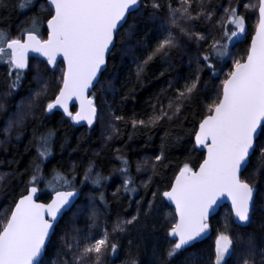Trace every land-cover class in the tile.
Masks as SVG:
<instances>
[{
	"label": "trees",
	"instance_id": "trees-1",
	"mask_svg": "<svg viewBox=\"0 0 264 264\" xmlns=\"http://www.w3.org/2000/svg\"><path fill=\"white\" fill-rule=\"evenodd\" d=\"M20 2L0 0V31L13 39L34 28V34L45 39L46 24L53 15L47 0H33L25 10L20 9ZM154 2L159 7L154 8ZM182 7L187 6L179 0H140L139 9L117 34L107 69L91 95L98 110L92 129L75 127L72 119L46 110V104L60 91L63 63L51 70L46 62L32 59L28 70L22 71L18 86L12 88L20 71H11L0 62V99L6 106L0 112V228L31 188L29 182L37 165L42 177L36 181L41 201L49 202L53 188H60L59 183H48L54 170L72 180L68 187L81 192L79 202L56 226L42 264H74L84 246L105 233L109 244L102 249L99 264H215L216 241L221 234L233 241L226 264H242L249 259V249L255 253L254 264H264V157L260 154L264 126L241 176L256 191L250 224L237 226L225 206L210 220L207 239L178 250L171 258L167 255L176 243L170 233L177 219L164 193L185 166L196 169L204 160L205 152L195 143L196 132L213 112L209 109L221 99L224 81L248 55L259 5L257 0H191L188 12L193 19H187L183 12L170 16L171 10ZM232 8L244 19L247 33L225 46V27L228 30L230 25L225 9L230 12ZM209 14L211 19L206 18ZM169 33L175 37L176 46L145 65V59ZM192 34L206 38L198 40ZM214 41L226 47V55L214 53L210 47ZM205 55L210 57L207 62ZM137 65L144 67L139 76ZM196 80V89L182 102L178 115L133 126L134 120L148 121L159 114L161 107L168 110L176 90ZM39 82L47 87L43 86L39 99L30 100ZM26 99L31 102V112L16 123L9 114ZM49 134L51 154L43 159L38 156L40 137ZM123 161H127L126 172L121 171ZM96 176L102 178L99 184L93 183ZM129 177L127 187L135 188L134 192L124 191ZM86 205H91L90 211L82 213ZM133 217V223H124ZM117 224L123 226L122 231L114 230ZM69 243L73 244L71 249ZM112 244L115 252L110 250ZM80 264H95L93 255Z\"/></svg>",
	"mask_w": 264,
	"mask_h": 264
},
{
	"label": "snow or ice",
	"instance_id": "snow-or-ice-1",
	"mask_svg": "<svg viewBox=\"0 0 264 264\" xmlns=\"http://www.w3.org/2000/svg\"><path fill=\"white\" fill-rule=\"evenodd\" d=\"M179 2L187 7L171 10L170 16H174L176 12H183L187 19H193L194 17L188 12L191 0H179ZM200 2L203 3V0ZM32 3L33 0H21L19 7L25 10ZM49 3L55 13L48 21L51 29L49 39L43 42L37 39L33 34L34 28L27 30V42L12 39L0 31V62H4L6 58L12 70H24L28 67L27 54L33 51L46 56L48 62L55 67L56 56L62 55L67 62V72L62 80V89L54 102L46 104V110L51 112L59 106L68 112L67 101L72 96H76L81 101V110L73 119L77 123L84 120L91 126L96 119L97 109L93 99H88L85 93L93 86V81L97 80V75L105 64V53L113 42L117 25L124 20L125 13L130 8L138 6L139 0H49ZM257 3L259 30L257 40L252 43L251 54L247 57L246 63H237L236 70L224 81L222 99L209 109L214 114L203 120L199 135L196 136L197 143L207 147L208 159L201 166L199 173H192L191 169L185 166L180 178L176 180V187L171 192L164 193L169 200L175 201L180 213V223L176 224L170 233L179 236V242L168 251L169 258L205 231L208 212L215 203L217 193L227 191L232 197L238 221L244 223L249 221L253 188L240 180L239 173L242 166L247 167L250 153L254 151L257 129L264 121V0H257ZM152 6L156 8L159 4L154 2ZM225 12L226 23L234 26L231 31L225 27L224 35L231 40L244 32V20L237 15L235 8L230 12L225 9ZM206 18L211 19V15ZM172 23L175 24V20ZM192 35H196L198 40L206 38L201 34ZM175 46V37L169 33L157 44L144 64L146 65L157 55H167V50ZM210 47L216 55H226V47L219 46L218 41H214ZM203 60L209 61V55L203 56ZM206 66L211 68L212 64L207 63ZM143 70V65H137V76ZM22 74V71L16 73L12 88L18 86ZM197 82L198 80L193 81L182 90L177 89L175 99L169 100L168 110L161 107L159 114H154L148 121L134 120L133 126L154 124L165 117L171 120L173 116L179 114L182 102L191 98ZM46 87L47 85H44L45 89ZM42 94L43 91L37 92L36 96ZM153 108L155 109V105ZM50 135L40 137L38 146L40 158L47 159L51 154ZM208 141H211L210 145ZM260 154L264 157V148L260 149ZM123 164L121 171L126 172L127 161H123ZM91 171L90 166L88 172ZM39 172L37 165L36 173L29 182L30 194L19 200L14 211L10 212V219H7L0 228V264H42L39 258L44 251L49 230L52 229L61 209L70 205L76 195V191L68 187L72 184V180L54 170L53 178L48 183L60 184V188H53L55 199L47 207L36 204L33 196L37 191L36 181L42 179ZM185 173L190 175L186 177ZM84 178L89 179L87 174ZM72 179L74 180L75 177ZM101 179L96 176L93 183L99 184ZM129 183H131L130 177L126 179L124 191L134 192L135 188L127 187ZM45 213L51 218L50 220L44 218ZM135 219L136 217H133L124 223L131 224ZM114 230L122 231L123 226L117 224ZM108 244V236L105 233L84 246L80 255L74 259V264H80L90 254L93 255L95 264H99L102 249ZM232 244L233 241L228 235L219 236L215 247V264H223L225 256L231 255L229 250ZM67 247L71 249L73 244L69 243ZM110 250L115 252L114 244L110 246ZM248 252L249 259H245L242 264H254L252 257L255 253L251 249Z\"/></svg>",
	"mask_w": 264,
	"mask_h": 264
},
{
	"label": "water",
	"instance_id": "water-1",
	"mask_svg": "<svg viewBox=\"0 0 264 264\" xmlns=\"http://www.w3.org/2000/svg\"><path fill=\"white\" fill-rule=\"evenodd\" d=\"M47 4H48V6L50 7V9H52V11H53V15H52V17H53L54 14H55V13H54V8H53V6L50 5L49 0H47ZM139 7H140V0H139V4H138V6H137V7H134V8H130V9L128 10V12L125 13L124 20L120 21V23L117 25L116 32L114 33L113 42H112V44L109 46L108 51L105 53V64L101 67V70H100V72H99L98 75H97V80H96V81H93V86H92L91 88H89V89L86 91V93H85V96H86L88 99H93V98L91 97V95H92L93 91L95 90V88L97 87L99 81L101 80L103 73H104L105 70L107 69V66H108V59H109V56H110V54H111V52L113 51V48H114V46H115L117 34H118V33L120 32V30L125 26V24H126L128 18H129V16H130L132 13L136 12V11L139 9ZM52 17H51V18H52ZM51 18H50V19H51ZM46 28H47V37H46V39L42 40L40 37H38V36L35 34V35L37 36V39H39V40L42 41V42L48 40L49 37H50V35H51V29H50L49 26H48V22H47V24H46ZM258 30H259V29H258V23H257V26H256V28H255V31H254V33H253V35H252V37H251L250 47H249V51H248V55H247V57L251 54V47H252V43H253V41H254V40H257V32H258ZM33 34H34V33H33ZM21 42H27V34L25 35L24 39L21 40ZM8 51H10V50H8ZM247 57H246L245 61H243V62L240 63V64H244V63H246V62H247ZM32 59H38V60H41V61H43V62H46L51 70H55L56 67H57V65H58L59 63H63V65H64V76H65V74H66V72H67V62H66V60L64 59V57H63L62 55L58 54V55L56 56V65H55V67H53V65H51V64L48 62L46 56L42 55V54L39 53V52H33V51H29L28 54H27V63H28V67H27L26 69H24V70H20V71H26V70L29 68L30 61H31ZM235 70H236V68H234L233 72H234ZM64 76H63V77H64ZM228 78H229V77H228ZM61 89H62V85H61L60 90H61ZM222 91H223V88H222ZM59 92H60V91H59ZM58 94H59V93H58ZM57 96H58V95H57ZM57 96H56V97H57ZM221 99H222V96H221ZM54 100H55V99H54ZM54 100H53L52 102H54ZM93 101H94V99H93ZM94 104H95V103H94ZM95 106H96V105H95ZM73 107H76V111H75L74 113L72 112V108H73ZM67 108H68V112H65L64 109L61 108V107H59V106H57L56 108L52 109L51 112H49V111H48V112H49V114H52L53 112H59V113L63 114L65 117L72 119L73 125H74L75 127H87V128H89V129H92V128L94 127V125H95V123H96V121H97V118H98V110H97V116H96V119H95L94 123H93L91 126H89V125L87 124V122L84 121V120H81L79 123H77V122L73 119V117H75V116L77 115V113H79L80 110H81V101H80L76 96H72L71 99H69V100L67 101ZM96 109H97V107H96ZM68 113H71V115H69ZM213 114H214V112H212L210 115H213ZM210 115H208V116H210ZM208 116H207V117H208ZM207 117H205L204 119H206ZM204 119H203V120H204ZM202 122H203V121H202ZM202 122H201V123H202ZM201 123H200V124H201ZM263 126H264V121L261 122V127L257 129V134H256V137L254 138V150H255V148H256V142H257V140H258V138H259V136H260V133H261V131H262ZM199 130H200V125H199L198 130H197L196 135H195V143H196V146H197L198 148L202 149V150L205 152V157H204V160L202 161V163L199 165L198 168H196V169H191V172H192V173H199L201 166H202V165L204 164V162L208 159V149H207V147H204V146L198 144L197 141H196V136L199 135ZM208 143H209V145H210L211 141H208ZM253 152H254V151H253ZM253 152L250 153L249 160H250L251 156L253 155ZM249 160H248V164H249ZM248 164H247V166H248ZM245 169H246V168H245L244 166H242L241 171H240V173H239V178H240L241 181H242L241 176H242V173L245 171ZM182 171H184V169H182V170L178 173V175L176 176V178H175V180H174V182H173V185H172L171 189H170L169 191H167V192H171L172 189H173L174 187H176V180H177L178 178H180V173H181ZM189 175H190V173H185V176H186V177L189 176ZM242 182H244V181H242ZM249 186H250V185H249ZM250 187H251V186H250ZM75 191H76V195H75V197H73L72 201L70 202V205H66L65 208L61 209V212L57 215V219H56V221L53 223L52 229L49 230V236H48V239L45 241L44 251H43L41 257L39 258L40 261H42V259L44 258L45 254H46V250H47L48 244H49V242L51 241L53 234L55 233L56 226L58 225V223L60 222V220L63 218V216H64L65 214L69 213V212H70V211L76 206V204L79 202L80 197H81V192L78 191V190H75ZM28 194H30V189H29V191H28V193H27L26 195H28ZM255 194H256V191L253 189V192H252V201H251L250 213H249V221H248L247 223H244V222H240V221H238V219L236 218V216H235V211H234V206H233V203H232V197L229 196L228 192H227V191H223V192L217 193L215 203L211 206V208L209 209V212H208V216H207V220H206L207 228H206L205 231H203L199 236H197L195 240L190 241L187 245L183 246L180 250L187 249V248L193 246L194 244H196V243H198V242H201V241L207 239V238L209 237V235H210V227H209L210 220H211L213 217H215V216L219 213V211H220L221 208H223V207H225V206L228 207V208L231 210V212H232V219H233V222H234L237 226H241V227L248 226V225L250 224V222H251V216H252L253 206H254V202H255ZM26 195H24V196H26ZM24 196H23V197H24ZM23 197H21L20 199H22ZM20 199H19V200H20ZM53 199H55V195H54V194L52 195V197H51V199H50L49 202H43V201H41V200H40V191H39V188H38V187H37V191H36L35 195L33 196V201H34L36 204H43V205H45V207H47V205L50 204V203L52 202ZM164 199L167 201V203L170 205V207H172V209H173L174 212H175L176 219H177L176 224L180 223V213H179V211L177 210V207H176V203H175V201L169 200L168 197L165 196V195H164ZM19 200L17 201L16 204H18ZM16 204H15V205H16ZM14 208H15V206H14ZM14 208H13L12 211H14ZM44 218H45L46 220H50V219H51V218L48 216L47 213L44 214ZM9 219H10V218H9ZM170 235H171V234H170ZM171 238L174 239V240L176 241V243L179 242V236H173V235H171Z\"/></svg>",
	"mask_w": 264,
	"mask_h": 264
},
{
	"label": "rangeland",
	"instance_id": "rangeland-1",
	"mask_svg": "<svg viewBox=\"0 0 264 264\" xmlns=\"http://www.w3.org/2000/svg\"><path fill=\"white\" fill-rule=\"evenodd\" d=\"M244 20V19H243ZM233 29L234 28V26L233 25H228V30L229 29ZM229 31H231V30H229ZM238 31V30H237ZM246 33H247V27H246V24H245V21H244V32L243 33H240L238 36H236V37H233L231 40H229L228 39V37L227 36H225L224 35V42H225V46H230V45H232V44H234L235 42H237L238 40H240V39H242V37H244L245 35H246ZM24 37H25V34H23V35H21V36H17V37H15V38H13V39H21V40H23L24 39ZM43 39V38H42ZM4 63L6 64V65H8L9 67H10V65H9V63L7 62V59L5 58V61H4ZM10 69H11V67H10ZM16 70H19V69H16ZM11 71H14V70H12L11 69ZM20 71V70H19ZM43 86H44V84H42V82H39V86H38V88H36V90L31 94V96L29 97L30 98V100H37V99H39L40 97H41V95L39 96V97H37L36 96V93L37 92H41V91H43ZM44 92V91H43ZM43 95V94H42ZM1 97V96H0ZM9 99V98H8ZM5 103H3V102H1V99H0V112L1 111H3L4 109H5ZM31 112V102L30 101H28L27 102V99L26 100H21V101H19L17 104H16V109L13 111V112H11L10 114H9V117L10 118H12V119H14L15 121H16V123H18L20 120H22L21 118H24L25 116L26 117H28L27 115L29 114V113ZM25 114V115H24ZM20 119V120H19ZM8 127H9V125H8ZM190 169V168H189ZM90 207H91V205H86V206H83V210H82V213H85V212H87L88 210L90 211ZM230 250H231V248H230ZM229 250V251H230ZM228 257H229V255H226L225 256V259H224V261H223V264H226V262H227V260H228Z\"/></svg>",
	"mask_w": 264,
	"mask_h": 264
},
{
	"label": "bare ground",
	"instance_id": "bare-ground-1",
	"mask_svg": "<svg viewBox=\"0 0 264 264\" xmlns=\"http://www.w3.org/2000/svg\"><path fill=\"white\" fill-rule=\"evenodd\" d=\"M28 70V69H27ZM49 113V112H48Z\"/></svg>",
	"mask_w": 264,
	"mask_h": 264
},
{
	"label": "flooded vegetation",
	"instance_id": "flooded-vegetation-1",
	"mask_svg": "<svg viewBox=\"0 0 264 264\" xmlns=\"http://www.w3.org/2000/svg\"><path fill=\"white\" fill-rule=\"evenodd\" d=\"M70 119V118H69Z\"/></svg>",
	"mask_w": 264,
	"mask_h": 264
}]
</instances>
